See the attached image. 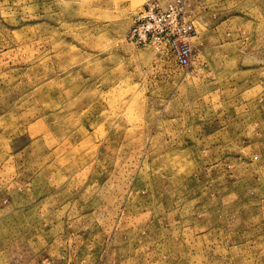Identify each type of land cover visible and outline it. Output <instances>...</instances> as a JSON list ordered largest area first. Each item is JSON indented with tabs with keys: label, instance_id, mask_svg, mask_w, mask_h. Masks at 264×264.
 <instances>
[{
	"label": "rangeland",
	"instance_id": "rangeland-1",
	"mask_svg": "<svg viewBox=\"0 0 264 264\" xmlns=\"http://www.w3.org/2000/svg\"><path fill=\"white\" fill-rule=\"evenodd\" d=\"M0 264H264V0H0Z\"/></svg>",
	"mask_w": 264,
	"mask_h": 264
},
{
	"label": "built area",
	"instance_id": "built-area-1",
	"mask_svg": "<svg viewBox=\"0 0 264 264\" xmlns=\"http://www.w3.org/2000/svg\"><path fill=\"white\" fill-rule=\"evenodd\" d=\"M197 29L183 18L174 4L150 2L135 18L130 37L136 43L150 44L158 51L169 50L180 66H187L192 57V40Z\"/></svg>",
	"mask_w": 264,
	"mask_h": 264
}]
</instances>
